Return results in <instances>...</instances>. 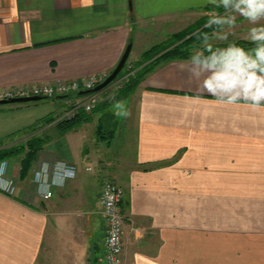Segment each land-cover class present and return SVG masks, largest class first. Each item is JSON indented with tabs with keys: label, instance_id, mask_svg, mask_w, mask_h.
Listing matches in <instances>:
<instances>
[{
	"label": "crops",
	"instance_id": "1",
	"mask_svg": "<svg viewBox=\"0 0 264 264\" xmlns=\"http://www.w3.org/2000/svg\"><path fill=\"white\" fill-rule=\"evenodd\" d=\"M132 1L0 0V88L107 76L141 42L137 25L219 3ZM190 67L162 63L113 104L110 139L93 111L63 131L70 99L0 105V139L44 141L24 175L21 156L4 160L17 188L0 191V264H105L107 179L124 189V264H264V105L201 94ZM58 162L76 175L46 199L33 176Z\"/></svg>",
	"mask_w": 264,
	"mask_h": 264
},
{
	"label": "clouds",
	"instance_id": "2",
	"mask_svg": "<svg viewBox=\"0 0 264 264\" xmlns=\"http://www.w3.org/2000/svg\"><path fill=\"white\" fill-rule=\"evenodd\" d=\"M217 6H223L229 15L212 17L208 26H233L235 15L231 13H238L253 24L264 19V0H219ZM249 39L257 44L250 51L233 44L209 56L198 53L191 58L190 75L197 80L203 77L198 92L227 104L244 101L254 109L264 105V26L251 29ZM3 172L4 166L0 165V177ZM10 185V181L0 180V187L5 190Z\"/></svg>",
	"mask_w": 264,
	"mask_h": 264
},
{
	"label": "built area",
	"instance_id": "3",
	"mask_svg": "<svg viewBox=\"0 0 264 264\" xmlns=\"http://www.w3.org/2000/svg\"><path fill=\"white\" fill-rule=\"evenodd\" d=\"M131 65L127 67L130 69ZM129 74L116 78L110 85L114 88L121 87L127 80ZM106 78L104 75H90L82 79L68 81H56L53 83H44L40 85H18L0 88V101L11 100L15 98H24L30 96L56 97L60 95L87 90L96 87ZM102 91L91 93L87 96L70 99V104L61 113H58L54 122L59 123L65 119L75 117L79 112L85 111L90 113L99 103ZM9 104V103H8ZM3 105V104H1ZM4 166L3 176L0 180L11 182L10 187H0V191L12 195L14 194L17 184L16 181L7 174V161L0 162ZM76 169L65 162H58L53 165L51 176L48 178L42 170L35 172L34 182L39 187L41 195L48 199L53 195V187L64 183L66 179L74 178ZM124 197V189L121 185L112 179H107L102 187L101 204L104 223L106 225L104 263L105 264H124L123 258V235L125 216L121 204Z\"/></svg>",
	"mask_w": 264,
	"mask_h": 264
},
{
	"label": "trees",
	"instance_id": "4",
	"mask_svg": "<svg viewBox=\"0 0 264 264\" xmlns=\"http://www.w3.org/2000/svg\"><path fill=\"white\" fill-rule=\"evenodd\" d=\"M216 4H209L203 7L207 10H215L219 13H223L226 10L223 6H217ZM210 18L207 16L199 19L190 28L175 33L174 40L170 44L157 46L153 49L145 50L144 57L132 65L130 69H127V62L117 76L120 78L126 74L129 77L122 84L121 87L115 88L114 91L107 96L106 100L102 103H98L93 112L100 109L102 106L110 107L111 105L119 102H123L128 96L135 92L140 83L150 74L156 67L162 63L176 61V60H191L196 54H203L209 56L213 52H217L221 49L227 48L229 45H237L245 50L249 48L257 47V44L252 41L238 40L236 42H228L220 46H212L208 41L212 38L213 32L220 29L221 26L212 25L208 26ZM159 46V45H158ZM154 54H150L154 52ZM107 77V76H106ZM90 113L85 111L79 112L75 117L71 119H65L57 125L64 131L75 126L79 121L88 119ZM112 112L106 113L99 124L98 132L102 138L110 139L115 133L114 122H112ZM6 139H0V162L8 160L13 157H22L21 175L29 172L34 158L38 154L40 148L43 145V140L37 136H32L24 141L8 144Z\"/></svg>",
	"mask_w": 264,
	"mask_h": 264
},
{
	"label": "rangeland",
	"instance_id": "5",
	"mask_svg": "<svg viewBox=\"0 0 264 264\" xmlns=\"http://www.w3.org/2000/svg\"><path fill=\"white\" fill-rule=\"evenodd\" d=\"M235 15V24L233 26L222 25L220 29L213 32L212 38L208 41V43L212 46H220L222 44L228 42H236L238 40H246L251 41L249 39V34L251 29L264 26V19L259 20L257 23L253 24L249 22L245 17L238 13H231ZM229 15V11H225L223 13H219L215 10H207L204 8L193 9L190 12H186L180 18H175V20H171L170 23L162 24L160 22H156L155 24L151 23H143L136 26V31L138 32V36H140L139 41L135 45V52L129 55L127 60V64L134 65L138 61H140L144 57V51L140 54V50L144 47L146 51L149 49H153L157 46L159 48L161 45L170 44L175 38L174 34L184 31L194 25L199 19L204 16L209 17L210 19L214 16L225 17ZM168 22V21H167ZM140 44V45H139ZM159 45V46H158ZM140 46V47H139ZM133 47V44H132ZM253 48H249L246 51H250ZM151 52L150 54H154ZM134 54V55H133ZM139 54V55H138ZM138 55V59H133ZM133 57V58H132ZM127 66V67H128ZM114 86L107 87L104 91L108 90V96L114 91ZM122 104L111 105V108L102 106L100 109L96 110L98 115H105L109 112H116L118 115L121 113ZM2 162V161H1Z\"/></svg>",
	"mask_w": 264,
	"mask_h": 264
},
{
	"label": "water",
	"instance_id": "6",
	"mask_svg": "<svg viewBox=\"0 0 264 264\" xmlns=\"http://www.w3.org/2000/svg\"><path fill=\"white\" fill-rule=\"evenodd\" d=\"M132 2L133 1L130 0L131 6H132ZM131 49H132V43H129L124 54L122 55V57L119 61V63L117 64V66L114 68V70L109 75H107V77L103 80V82L98 84L96 87H94L92 89H87V90H80L78 92H74V93H70V94L60 95V96H58V98L75 99V98L84 97V96H87L91 93L99 92V91L106 89L117 78V76L120 74V72L124 68L128 58H129ZM48 98H51V97L30 96V97H24V98H15V99H11V100L0 101V105L1 104H8V103H26V102H30V101H38L41 99H48Z\"/></svg>",
	"mask_w": 264,
	"mask_h": 264
}]
</instances>
